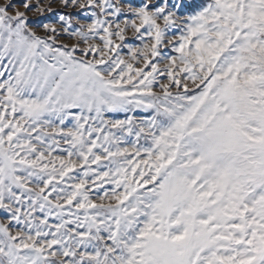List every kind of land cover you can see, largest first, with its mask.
<instances>
[{
  "label": "snow or ice",
  "instance_id": "snow-or-ice-1",
  "mask_svg": "<svg viewBox=\"0 0 264 264\" xmlns=\"http://www.w3.org/2000/svg\"><path fill=\"white\" fill-rule=\"evenodd\" d=\"M0 264H264V0H0Z\"/></svg>",
  "mask_w": 264,
  "mask_h": 264
},
{
  "label": "rangeland",
  "instance_id": "rangeland-1",
  "mask_svg": "<svg viewBox=\"0 0 264 264\" xmlns=\"http://www.w3.org/2000/svg\"><path fill=\"white\" fill-rule=\"evenodd\" d=\"M14 2H15V3H20L21 0H14ZM131 2H132L133 4H137V5H138V4L141 3V0H131ZM56 11H62V9L57 8ZM30 19H34V18H30Z\"/></svg>",
  "mask_w": 264,
  "mask_h": 264
}]
</instances>
